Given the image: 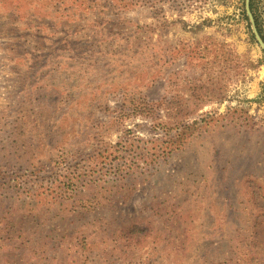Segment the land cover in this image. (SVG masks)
<instances>
[{"label":"rangeland","instance_id":"obj_1","mask_svg":"<svg viewBox=\"0 0 264 264\" xmlns=\"http://www.w3.org/2000/svg\"><path fill=\"white\" fill-rule=\"evenodd\" d=\"M254 11L264 35V0ZM244 13V0H0V219H39L0 264H45V235L62 237L49 259L78 262L88 234L105 239L89 264H220L264 224V52ZM195 122L159 164L135 153ZM171 220L188 234L178 252ZM144 221L159 240L111 242Z\"/></svg>","mask_w":264,"mask_h":264},{"label":"trees","instance_id":"obj_2","mask_svg":"<svg viewBox=\"0 0 264 264\" xmlns=\"http://www.w3.org/2000/svg\"><path fill=\"white\" fill-rule=\"evenodd\" d=\"M245 1V0H244ZM250 11L251 13L255 14L254 11V0H250ZM246 14V13H244ZM255 19V18H254ZM257 19V18H256ZM255 19V20H256ZM246 21L250 24V20L246 17ZM257 26V32L261 39L264 42V35L262 30L260 29V26L256 24ZM198 122H195L193 126L190 127H183L179 132H177L176 135H169L165 133L163 136V139H155L152 142H147V144L152 145V147H138L136 150V154H138V151H142V155H145L147 158L152 159L151 165L159 164L158 160H165L171 157V154L175 151H178L185 139L187 138L186 134L187 132L193 128L196 127ZM120 143L117 144L115 147H119ZM113 155V153H111ZM73 163V162H72ZM72 163L69 164L71 167ZM3 181V179H0ZM74 178L69 180L68 183H63L64 190L69 189L70 187L75 186L74 184ZM92 182H90L91 184ZM82 184H85L83 182ZM78 188V187H77ZM80 189H83L82 185ZM256 189V187H254ZM133 189H131L130 194L132 193ZM129 196V194H128ZM255 198V196L253 195ZM262 197H260L261 199ZM73 200V199H72ZM121 200H126L125 198H120L118 201H116V204H119ZM264 201V198L262 199ZM256 201L257 198H256ZM88 212L94 211L95 209L99 208L102 203H94L90 202ZM78 205L82 209V213L84 210H86V205H82V202H76L73 201L72 206ZM175 207L174 204L170 205L168 208H161L158 204H152L151 211L153 212V215L155 216H162L164 212H169L171 210L172 214H176V211L173 209ZM261 210H264V203L263 206L261 205ZM87 212V213H88ZM13 213V212H10ZM85 214V213H83ZM29 221L24 222L22 219L15 217V215H12L9 218L2 217L0 226L6 229L4 231L0 232V251H6V249L11 250L13 248L14 250H21L25 248L30 243H34L33 237L28 232L29 227L27 224H31L32 226H38L39 225V219L38 217H29ZM48 218H45L42 224L46 223ZM172 225L168 226L163 225L162 231L164 233V236L166 238V242L168 244H171L176 252H178L181 249H185L187 245V231L182 229L180 227V224L177 221L171 220ZM162 224V223H161ZM247 229L244 231V234L246 235H237L231 239V243H233V246H229V249L227 248V255L225 256V261L220 264H244L241 261L240 257L248 256L249 261L251 264H264V224L262 221H260L258 218H256L252 223H248ZM173 229L175 231H173ZM174 232H177V235H174ZM3 233V234H2ZM217 237V236H216ZM62 237H51L50 235H45L44 238L39 240V243L35 241L34 249L37 252V254L40 255V261H43V259H46L45 264H58L59 260L51 257L49 259V251L53 248H57L59 243L55 239H61ZM71 238L74 240L75 234L71 236ZM111 237L109 236V239ZM220 238V237H219ZM63 239L67 241L69 239L68 235L65 234L63 236ZM151 239L153 242H156L159 240V235L156 231V228L153 224V221L150 222H142L140 224H134L129 228H122L119 229L115 235L112 237V243L116 244L117 246L119 244H122L123 247L126 250H129L132 247L133 243H136L141 240ZM95 241L97 242H103L105 241L104 238H100L95 236L94 234H88L80 237L78 241L76 242V246L80 249V251L83 252V255L81 256L80 260L77 262L73 259H70L72 262L71 264H89L88 260L92 258L95 260V257L93 255V249L96 247ZM205 248L207 247V241L203 245ZM247 254V255H245ZM199 255H201L199 253ZM230 256V257H229ZM113 257L120 258L119 256L113 254L112 252H105L104 253V260L106 261L105 264H114L111 259ZM204 257V256H203ZM205 258V257H204ZM206 259V258H205ZM246 259V258H245ZM247 264V261L246 263Z\"/></svg>","mask_w":264,"mask_h":264},{"label":"water","instance_id":"obj_3","mask_svg":"<svg viewBox=\"0 0 264 264\" xmlns=\"http://www.w3.org/2000/svg\"><path fill=\"white\" fill-rule=\"evenodd\" d=\"M245 8H246L247 17L250 20L252 28H253V34L255 36V39H256L258 45L260 46L261 50L264 52V42L257 32L253 16L250 12V0H245Z\"/></svg>","mask_w":264,"mask_h":264}]
</instances>
